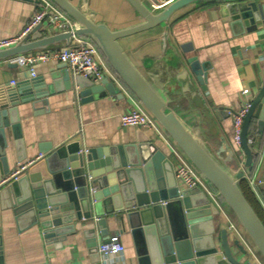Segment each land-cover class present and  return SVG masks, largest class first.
<instances>
[{
	"label": "water",
	"instance_id": "95a60500",
	"mask_svg": "<svg viewBox=\"0 0 264 264\" xmlns=\"http://www.w3.org/2000/svg\"><path fill=\"white\" fill-rule=\"evenodd\" d=\"M51 1L75 21L76 35L87 37L98 45L106 62L157 121L172 144L217 191L264 260V222L240 187L243 171L234 175L221 164L219 155L213 154L199 139L198 128H189L169 108L160 89L133 62L120 42L167 22L186 6L216 0H172L158 11L151 9L144 0H126L140 20L116 30L96 20L94 10L85 8L83 0ZM222 1L226 2L223 16L234 35L256 30L259 21L264 26V0ZM42 26L41 23L35 25L17 44L0 49V60L45 50L57 43H70L71 32L49 33L41 30ZM191 49L190 46L185 52ZM187 63L199 82H206L210 62H201L197 55H190ZM9 66L17 67L18 64L10 62ZM59 69L62 70L51 73L52 84H46L42 76L27 72L25 79L8 91V99L0 100V179L16 169L9 163L11 136L17 163L22 164L28 156L21 106L30 103L33 109L45 106L49 110L51 94L63 88L75 90L76 86L81 89L79 95L85 102L99 98L105 90L112 94L118 92L115 83L108 78L97 83L81 75L75 76L65 63ZM254 120L263 132L264 83L252 100L242 127L244 166L249 169L254 158L248 135ZM39 151L45 155L46 171L37 175L22 172L17 178H8L3 189V194L10 198L9 207L19 225L26 222L28 227L37 226L45 238H64L81 229L95 252L98 250L97 236L107 241L109 226L117 223L118 233L132 234L139 264H248L237 255L238 252L248 254L246 249L238 239L235 247L231 245L226 228L217 232L201 231L200 224L209 225L219 210L201 188L179 185L174 163L158 143L132 142L83 149L80 142L75 141L56 147L39 144ZM1 249L0 241V254Z\"/></svg>",
	"mask_w": 264,
	"mask_h": 264
},
{
	"label": "crops",
	"instance_id": "0c3cea01",
	"mask_svg": "<svg viewBox=\"0 0 264 264\" xmlns=\"http://www.w3.org/2000/svg\"><path fill=\"white\" fill-rule=\"evenodd\" d=\"M83 1L85 8L94 10L96 20L105 22L112 29L125 28L140 20L126 0ZM144 2L150 7L147 0ZM39 4L26 0H0V39L21 34L41 7ZM225 4L222 0L193 3L180 9L167 22L125 37L120 42L133 62L160 89L169 108L189 128H198L199 139L213 154L219 155L221 164L234 175L243 171L245 181L264 210V131L259 130L257 120H254L252 131H256L258 157L249 169L244 166L243 150L233 142L232 122L233 113L246 102H252L264 83V26L259 21L256 30L234 35L223 16ZM41 30L44 31L43 27ZM65 44L57 43L45 50H55ZM187 45L192 48L188 53L185 52L190 48ZM190 55H197L201 62L211 64L203 84L187 63ZM13 58L0 60V100L8 99V91L29 72L20 65L9 66ZM62 64L57 60L36 64V76H42L46 84H52L51 73L62 70L59 69ZM110 81L118 88L115 94L105 90L99 98L85 102L79 95L81 89L76 86L75 90L63 88L51 94L49 110L45 106L33 109L30 103L20 107L28 155L22 162L27 165L24 174L37 175L46 171L45 155L39 151V144L56 147L75 141L80 142L83 149L153 141L176 165V157L162 136L141 127L121 125V115L132 108L133 102L117 82ZM11 137L9 163L11 168H16L19 163ZM9 176L0 179V264H98L104 259L99 250L92 252L81 229L64 238H45L37 226L28 227L26 222L19 225L9 207V196L3 194ZM250 179L255 180V186L250 184ZM209 201L214 204L210 197ZM204 224H200L204 233L227 229L226 218L220 211L209 225ZM109 230L110 236L118 233V224H111ZM241 232L243 239L228 230L229 241L235 247L238 239L248 253L238 252V257L246 259L248 264H257L255 257L261 255L245 231L242 229ZM120 238L125 252L109 256V264H139L132 234L120 233ZM97 241L98 248L103 241L99 236Z\"/></svg>",
	"mask_w": 264,
	"mask_h": 264
},
{
	"label": "built area",
	"instance_id": "2783aa9c",
	"mask_svg": "<svg viewBox=\"0 0 264 264\" xmlns=\"http://www.w3.org/2000/svg\"><path fill=\"white\" fill-rule=\"evenodd\" d=\"M150 8L158 11L164 8L172 0H147ZM40 4L33 14L30 22L25 26L21 34L14 37L0 39V49L9 48L17 44V42L25 36L35 25L41 23L44 31L49 33L69 31L71 32V41L64 46L55 50L32 51L17 55L13 58V62L27 68L32 76H36L35 65L44 63L49 60H57L65 63L68 70L73 75H81L90 78L93 81H101L104 78L113 80L119 84L122 91L133 102L132 108L121 115L122 126H136L147 130H152L162 136L169 144L174 156L176 157L175 172L178 182L184 188L199 187L206 192L207 196L217 206L218 210L224 214L227 223V230L232 232L238 238L243 239L242 228L236 220V217L224 204L222 198L219 197L217 191L208 184L198 171L188 162L183 154L172 144L171 140L157 123V121L142 107L137 98L120 80L118 75L112 70L96 45L91 39L78 36L75 34L77 27L75 21L62 11L51 0H39ZM251 102H246L238 111L233 113V142L242 150V127L244 117L249 111ZM248 143L252 147L256 144V131H251L248 135ZM27 168L26 164H19L8 178H17ZM250 184L255 186V180L250 179ZM244 241V240H243ZM98 250L103 256V260L98 264H109V256H117L125 252V246L121 241L120 233L112 234L107 241L102 242L98 246ZM257 264H264L262 256L255 257Z\"/></svg>",
	"mask_w": 264,
	"mask_h": 264
},
{
	"label": "trees",
	"instance_id": "16d2710c",
	"mask_svg": "<svg viewBox=\"0 0 264 264\" xmlns=\"http://www.w3.org/2000/svg\"><path fill=\"white\" fill-rule=\"evenodd\" d=\"M252 130L253 129H252V125H251L249 133ZM252 148H253V158H254V163L252 165V168H253L254 164L256 163V159H257L258 155H257L256 150H255V145ZM240 187H241L244 195L246 196V198L249 199V202L251 203V205L253 206V208L255 209L257 214L259 215V217L262 218L261 220H263V222H264V210H263L262 206L259 204L258 199H256V196H255L252 188L249 186L247 180L245 181V179H242V181H240Z\"/></svg>",
	"mask_w": 264,
	"mask_h": 264
},
{
	"label": "rangeland",
	"instance_id": "374dc122",
	"mask_svg": "<svg viewBox=\"0 0 264 264\" xmlns=\"http://www.w3.org/2000/svg\"><path fill=\"white\" fill-rule=\"evenodd\" d=\"M233 214V213H232Z\"/></svg>",
	"mask_w": 264,
	"mask_h": 264
}]
</instances>
